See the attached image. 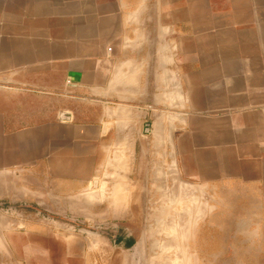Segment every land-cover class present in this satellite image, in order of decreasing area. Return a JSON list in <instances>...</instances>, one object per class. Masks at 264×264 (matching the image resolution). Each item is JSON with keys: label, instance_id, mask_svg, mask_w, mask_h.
<instances>
[{"label": "crops", "instance_id": "0c3cea01", "mask_svg": "<svg viewBox=\"0 0 264 264\" xmlns=\"http://www.w3.org/2000/svg\"><path fill=\"white\" fill-rule=\"evenodd\" d=\"M176 79L185 125L208 129L186 140L221 162L213 177L188 178L231 179L260 192L264 207V0H0V208L101 206L108 221L135 208L129 230L142 232L140 206L121 193L150 188L138 145L175 140ZM229 153L230 178L221 171ZM102 189L120 197L100 205ZM104 235L119 258L108 264H142L140 235L128 234L129 249ZM47 239L62 244L58 253ZM75 244L43 225L0 229V264H94L96 251Z\"/></svg>", "mask_w": 264, "mask_h": 264}, {"label": "rangeland", "instance_id": "374dc122", "mask_svg": "<svg viewBox=\"0 0 264 264\" xmlns=\"http://www.w3.org/2000/svg\"><path fill=\"white\" fill-rule=\"evenodd\" d=\"M180 83L176 79V110L173 117L169 114V121L171 117L174 121V142L138 145L139 152L148 153L147 160L151 165L149 190L137 193L136 199L135 193H121L123 198L127 196L128 201L137 202L136 209L140 206L142 212L136 217L142 218V232L129 230V227H133L130 221L135 218V208L129 211L127 221L118 220V217L108 221L106 208L101 206L91 212L86 208L70 207L0 208V229L13 234H26L43 225L47 232L52 231L79 243L75 247L94 249L98 254L94 257V264H108L111 261L108 257L111 256L112 260L119 259L117 254H110L113 244L103 233L118 235L122 230L141 236L144 251V254L141 251L140 257L142 264H264V207L261 193L247 191L246 185L231 183V179H226L223 185H215L214 182L201 183L198 179L188 178V174L200 173L213 177L220 172L215 163L221 162L215 160V152L208 145L186 140L193 135L198 139L200 132L208 129L202 126L204 121L200 122L203 128L196 126L190 129L185 125L187 117L179 110L183 106ZM166 119V113L159 110L158 123H165ZM226 155L221 171L224 177L230 178L235 170L230 164V153ZM242 170L247 172L246 167ZM250 171L256 172V169L251 167ZM114 178L112 175V180ZM235 187L242 190L235 191ZM99 192L94 195L100 205L104 196L112 200L120 197V193L114 190L102 189ZM90 193L87 192L88 195ZM88 220H92L91 224ZM21 241L26 248L33 246L34 250L38 249V241ZM42 245L56 253L58 247L62 246L56 240L49 239ZM14 257L19 262L18 258L22 256L14 252Z\"/></svg>", "mask_w": 264, "mask_h": 264}, {"label": "trees", "instance_id": "16d2710c", "mask_svg": "<svg viewBox=\"0 0 264 264\" xmlns=\"http://www.w3.org/2000/svg\"><path fill=\"white\" fill-rule=\"evenodd\" d=\"M24 208L30 209V208H35V206L24 207ZM116 243L118 246H122L126 249H129L134 245V240L132 239V237L128 236V234L122 230L118 236Z\"/></svg>", "mask_w": 264, "mask_h": 264}, {"label": "water", "instance_id": "95a60500", "mask_svg": "<svg viewBox=\"0 0 264 264\" xmlns=\"http://www.w3.org/2000/svg\"><path fill=\"white\" fill-rule=\"evenodd\" d=\"M88 223L91 224V221H88ZM103 234H107V235H109V233H105V232H104Z\"/></svg>", "mask_w": 264, "mask_h": 264}]
</instances>
